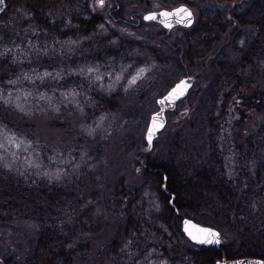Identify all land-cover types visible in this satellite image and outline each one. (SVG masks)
Listing matches in <instances>:
<instances>
[{
  "label": "trees",
  "instance_id": "1",
  "mask_svg": "<svg viewBox=\"0 0 264 264\" xmlns=\"http://www.w3.org/2000/svg\"><path fill=\"white\" fill-rule=\"evenodd\" d=\"M6 2L0 23L14 22L15 29L0 31L1 131L16 135L20 132L8 119L7 112L12 106L3 102L5 98L19 94L23 100L28 97L33 101V106L38 105L33 100V87L19 81L34 80L36 73L44 72L43 66L34 65L37 58L50 55L54 62L49 64V70L70 80H73L71 71L76 69L89 72L93 66L106 69L111 64L116 68L128 66L131 72L159 60L155 48L120 36L110 25L113 17L109 19L95 11L94 0ZM136 2L148 11L160 5L170 8L186 5L196 12L194 24L181 28L188 64L214 53L223 37L230 33L228 43L232 53L221 52L222 57H218L217 73L202 104L205 162L189 176H182L172 156L167 161L146 156L147 167L140 186L126 187L121 179L109 200L101 202L95 192L79 197L68 208V220L66 214L64 219L62 213L47 207L43 215L34 218L33 264H77L81 248L75 244L77 229L84 233L99 232L110 204L124 214L125 224L121 234L103 247L100 257L105 263L101 264H215L223 258L264 259V82L260 81L264 80V0ZM229 4L234 7L230 13L224 10ZM27 52L29 56L25 55ZM60 52L66 61L55 59L60 58ZM76 87L79 86H68L77 94L85 91L84 118L90 126L94 114L115 111L120 89L108 93L103 87ZM22 140L30 143V138ZM34 146L38 148L39 160L47 163L43 145L34 142ZM11 152L0 147V161L9 158ZM64 153H59V157ZM20 154L17 162L23 160L24 155ZM87 156L88 163L100 165L94 151ZM98 167L97 173L101 169ZM83 168L87 170L86 165ZM25 171L18 173L19 184L23 191L34 193V188L41 185L36 176L30 181L31 172ZM84 174L70 185H98L96 172ZM163 184L175 196L173 206L169 203L171 196L162 191ZM182 215L221 222L228 228L223 246L201 248L193 244L183 232ZM0 218L13 221L22 216L16 209V213H5Z\"/></svg>",
  "mask_w": 264,
  "mask_h": 264
},
{
  "label": "rangeland",
  "instance_id": "2",
  "mask_svg": "<svg viewBox=\"0 0 264 264\" xmlns=\"http://www.w3.org/2000/svg\"><path fill=\"white\" fill-rule=\"evenodd\" d=\"M246 4L237 6L236 10ZM94 5L95 11L109 16V19L114 18L110 25L119 31L120 36L137 39L140 43L155 48L160 55L159 60L144 64L131 72L128 71V66L116 68L111 64L106 69L93 66V74L86 69H76L71 71L73 80L49 70V64L54 62L50 55L34 60L35 67L43 66L44 72L36 73L34 80L19 81L33 87V100H37L38 105L33 106V101L28 97L23 100L19 94L3 100L11 103L12 107L7 112L10 116L8 119L14 124L13 128L20 132H16V135L0 130V147L12 151L9 158L0 161V217L5 213H16L18 209L22 218L13 221L0 218V264H33L36 243L34 218L43 215L47 207L62 213L65 219L69 215L71 203L79 197L95 192L101 202L109 200L121 179L126 187L140 186L144 182L146 156L157 161H167L172 156L177 166H180L182 176H189L205 162L202 104L217 73V59L223 53H232L228 43L230 33L223 37L214 53L204 60L188 64L184 58L182 27L176 26L168 30L158 22L144 19L146 13L172 8L160 5L148 11L136 0H103L102 5L99 0H94ZM224 10L230 13L234 11V7L229 4ZM194 14L196 17L195 11ZM229 24L231 25L230 22ZM9 28L15 29V23H0V31ZM25 55L29 56L28 52ZM59 57L55 59L66 61L62 52ZM1 73L2 69L0 80ZM186 77L193 78L188 97L166 114L165 127L149 147L147 131L152 115L159 110V99ZM260 81L264 82L263 78ZM69 85L82 89L85 88L82 86L87 89L103 87V91L108 93L120 89L121 95L115 111L104 112L99 116L94 114L90 126L84 118L85 102L82 97L85 96V91L77 94L68 88ZM251 91L252 87L248 92ZM98 136L100 138L96 140ZM23 138H30V143L25 144ZM34 142L43 145L48 164L39 160L36 154L38 148L34 146ZM92 151L100 159V165L93 161L92 164L87 162V154ZM61 152L65 153L60 158L58 154ZM20 153L24 157L21 162H17L19 160L16 157ZM82 165H86L87 170ZM98 166L101 169L97 173ZM24 169L26 174L31 172L30 181L36 176L41 185L34 188V193L23 191L19 184L18 173ZM92 172H96L98 185H70L75 180H81L84 173ZM182 217V222L187 218L202 226L217 229L223 241L225 240L228 228H224L221 222L213 219L196 220L189 215ZM124 224V214L110 204L105 214L104 226L99 232L84 233L78 228L75 244H79L81 248L76 258L77 264L105 263L100 257L101 251L121 234Z\"/></svg>",
  "mask_w": 264,
  "mask_h": 264
},
{
  "label": "water",
  "instance_id": "3",
  "mask_svg": "<svg viewBox=\"0 0 264 264\" xmlns=\"http://www.w3.org/2000/svg\"><path fill=\"white\" fill-rule=\"evenodd\" d=\"M181 8L187 9V11L189 13H191V16L189 17L183 13H180L178 15H172L169 17H161L160 16V13H162V12L176 13L177 10L181 9ZM6 9H7V2H6V0H3V3L0 4V16L4 14ZM153 15H155L157 17V19H155V20L145 19V17L153 16ZM144 19L146 21L158 22L165 29L170 30L176 26H181L184 28L191 27L195 22V15H194L191 8H189L186 5H181V6L169 9V10L164 9V10H160V11H153V12L146 13L144 15ZM161 20H164L165 22L161 23ZM181 82H186L187 87L184 88L177 95H173L170 97V93H173V89H175L177 87V85H179ZM192 86H193V78L186 77V78L182 79L181 81H179L178 83H176L162 98L159 99V101H158L159 110L152 115L151 121L149 124V128L147 131L146 140H147V144L149 147L153 144V141L157 137L158 133L160 131H162V129L165 127L166 114L170 111H173L176 108V105L178 104V102H180L182 99H184L188 95ZM161 101H164V103H161ZM154 118H155V122H154ZM150 133H151V139H149ZM162 191H164V193H166L167 195L171 196L169 203H170V205L173 206L175 196L167 190L165 184L162 185ZM176 212L178 213V210H176ZM193 225L195 226V228L192 227ZM182 229H183L185 236L193 244H195L198 247L219 249L224 244L222 236L217 229L210 227V226H202L194 220L187 219V218L184 219L182 222ZM196 229H208V230H210V232L215 233L216 236L215 237L210 236V235H208V233H198L196 231ZM190 232L193 235H195L197 237V239H193L192 235H189ZM216 240H218L219 242L217 243ZM215 264H264V259L251 258V257H243V258H238V259L223 258V259L215 262Z\"/></svg>",
  "mask_w": 264,
  "mask_h": 264
},
{
  "label": "snow or ice",
  "instance_id": "4",
  "mask_svg": "<svg viewBox=\"0 0 264 264\" xmlns=\"http://www.w3.org/2000/svg\"><path fill=\"white\" fill-rule=\"evenodd\" d=\"M99 2H100L101 5L103 4V0H99ZM2 3H3V0H0V4H2ZM180 13H183V14L189 16V17L191 16V13H189L187 11V9H183V8L178 9L176 13L162 12V13H160V16L161 17H169V16H172V15H178ZM145 19L155 20V19H157V17L155 15H153V16L145 17ZM164 22H165L164 20H161V23H164ZM88 71L91 72L93 70L89 69ZM142 71H143V69H141V72ZM134 82H135V78H133L132 83H134ZM186 87H187L186 82H181L179 85H177V87L175 89H173V93H170V97L173 96V95H177L179 92H181ZM161 103H164V101H161ZM154 122H155V118H154ZM149 139H151V133H150ZM192 227L195 228L194 225ZM196 231L198 233H208V235L213 236V237L216 236L215 233L210 232V230H208V229H196ZM189 235H192L193 239H197V237L195 235H193L191 232L189 233ZM216 242L218 243L219 241L216 240Z\"/></svg>",
  "mask_w": 264,
  "mask_h": 264
}]
</instances>
